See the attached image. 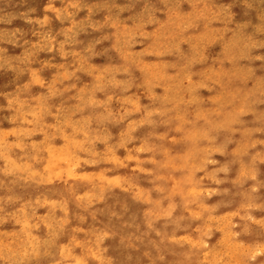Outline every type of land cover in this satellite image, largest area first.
<instances>
[{
	"label": "clouds",
	"instance_id": "1",
	"mask_svg": "<svg viewBox=\"0 0 264 264\" xmlns=\"http://www.w3.org/2000/svg\"><path fill=\"white\" fill-rule=\"evenodd\" d=\"M0 264H264V0H0Z\"/></svg>",
	"mask_w": 264,
	"mask_h": 264
}]
</instances>
